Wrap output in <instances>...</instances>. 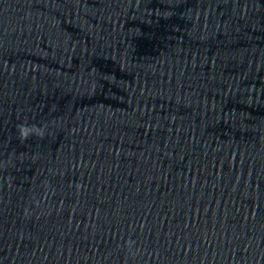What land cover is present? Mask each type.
<instances>
[{
    "label": "water",
    "instance_id": "obj_1",
    "mask_svg": "<svg viewBox=\"0 0 264 264\" xmlns=\"http://www.w3.org/2000/svg\"><path fill=\"white\" fill-rule=\"evenodd\" d=\"M72 0H0V48Z\"/></svg>",
    "mask_w": 264,
    "mask_h": 264
},
{
    "label": "clouds",
    "instance_id": "obj_2",
    "mask_svg": "<svg viewBox=\"0 0 264 264\" xmlns=\"http://www.w3.org/2000/svg\"><path fill=\"white\" fill-rule=\"evenodd\" d=\"M47 134L46 126L42 125H29V124H19L17 125V136L21 141H26L32 137H38L43 139ZM132 245H129V250L131 251Z\"/></svg>",
    "mask_w": 264,
    "mask_h": 264
}]
</instances>
